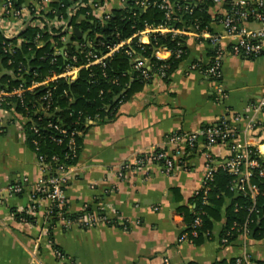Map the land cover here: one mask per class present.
<instances>
[{
  "label": "crops",
  "instance_id": "crops-1",
  "mask_svg": "<svg viewBox=\"0 0 264 264\" xmlns=\"http://www.w3.org/2000/svg\"><path fill=\"white\" fill-rule=\"evenodd\" d=\"M107 3L110 11L118 8V0ZM14 29L1 26L0 35L11 39L18 34ZM211 29L222 50L220 83L189 70L195 61L207 64L215 47L209 39L189 36L187 57L168 83L154 78L120 105L114 120L88 122L91 126L83 135L77 164L71 169L73 176L63 186L66 211L77 216L83 207L90 206L93 211L99 205L120 221L89 229H65L56 223L52 238L61 258L56 257L42 231L48 232V224H44L46 199L38 201L35 224H23L12 214L29 205L28 192L44 175L27 144L24 119L14 111L0 114V264H213L243 253L264 262V240L240 238L226 248L219 246L223 220L213 224L210 238L200 245L179 242L184 223L176 209L188 205L202 185L204 159L200 153L190 158L189 171L171 175L144 163L157 149L175 161V147L168 137L214 125L225 117L241 130L237 140L255 146L264 158V143L258 144L264 140V111H255L264 99V42L253 57L234 55L229 49L234 39L217 21ZM72 37V31L67 33L61 51L77 47L79 40ZM147 40L142 37L143 42ZM218 86L224 94H217ZM252 119L261 125L255 138L251 137L255 133L249 136L244 132ZM212 151L219 159L227 155L222 145ZM21 183L23 194H11L9 188Z\"/></svg>",
  "mask_w": 264,
  "mask_h": 264
},
{
  "label": "trees",
  "instance_id": "trees-1",
  "mask_svg": "<svg viewBox=\"0 0 264 264\" xmlns=\"http://www.w3.org/2000/svg\"><path fill=\"white\" fill-rule=\"evenodd\" d=\"M197 1L192 0L187 10H185L186 4H183L181 0L177 1L170 15L171 19L167 21L165 19L166 10L161 8L168 6L165 4V0H128L122 8L113 9L108 19L99 21L93 18L89 5L78 7L75 14L68 18L66 10L72 6L73 0H50L46 6L48 11H41L42 16L40 17L34 15L30 8V17L26 20V23L29 22V24L25 23L16 36L4 39L0 35V91L10 92L19 85L25 89L22 94V102L16 97L6 98V104L3 107L11 109L24 118L22 129L27 144L36 156L43 157L44 161L51 166L50 176L54 175V171L58 168L65 169L77 164L83 135L91 126L88 125V122L101 124L114 120L120 105L150 84L154 75L164 74L162 81L168 83L172 73L186 59L187 36L151 34L147 44L139 43L138 37L133 38L144 29L145 24H167L169 27L187 31L192 25L196 27L197 33L212 32L211 24L217 21L209 12L213 5L210 0ZM11 2L15 10H20L22 5H27L25 0H11ZM136 2H143L146 7L139 8V5L136 6ZM84 3L86 0H82L81 4ZM99 3L103 5L104 0H100ZM36 20L43 22L45 29L50 27L51 21L57 23L61 20L67 21L70 27H76L87 35L85 40H79V43L84 47L79 50L69 47L67 49L69 58L55 55L61 49L63 45L61 39L66 34L55 28H51V33L42 32L33 26ZM37 35H39L38 38H36ZM72 39L74 40L75 37ZM127 39H130V42L114 51L104 61V66L96 64L84 67L87 60L82 51L101 56ZM2 42L5 45L10 44L12 47L10 52L2 51ZM161 46L167 47L172 52V55L166 60H159L155 57V51ZM176 50L182 51L181 57L175 58ZM215 51L214 49L212 58L206 66H202V70L213 65V58L217 55ZM52 59H54L53 62ZM139 62L142 65L147 64V66L138 70L133 69V66ZM66 67H81L74 80L56 78L45 85L28 90L33 83H42L53 75H59L64 72ZM19 68L24 69L20 78L18 77ZM143 71H146L148 78L142 75ZM216 81L220 83L221 78ZM47 93L50 94V99L42 100L41 98ZM48 124L58 125L61 129L66 130V135H60L52 127H48ZM206 127H218L222 130L231 127L237 134L239 132V128L232 126L226 117L214 125ZM260 127V124H256L254 131L257 132ZM72 132L76 133L74 136L75 156H72L67 147V139ZM257 134L252 137H257L259 135ZM58 139H62V143L58 144L56 141ZM33 141L37 143L36 146L32 144ZM258 142V144H263L264 140L260 139ZM249 149L250 159H254L264 166V159L256 148L250 147ZM154 153H164V151L157 149ZM236 155L239 154L232 156ZM249 180L259 190V194L254 199L250 197L247 189L244 193L236 190L234 175L218 169L212 179L206 182L205 189L194 195L188 205L177 207V214L183 217L184 230L182 233H188V241L191 244L198 246L206 238H210L209 233L213 224L222 220L224 222L219 242L222 238L232 243L237 241L245 222L249 223L248 230L251 239L264 240V179L260 178L257 175V170L254 169ZM173 192L177 193V190L173 189ZM33 193L35 199L39 200L45 199L48 194L41 190H34ZM22 194L23 192L15 195L21 196ZM86 211L92 212L91 207H87ZM12 214L16 220L22 218L31 224L36 223V218L25 212L13 211ZM59 214L68 220L82 215V213L77 216L69 215L66 211V204L61 208L52 207L50 218L47 219L48 238L52 242L54 250L57 251L59 249L54 245L52 228L55 226ZM103 214L98 213L99 216ZM197 216L201 223L194 228L196 235L192 236L190 234L191 224ZM256 262L264 264L261 261ZM213 264H236V258Z\"/></svg>",
  "mask_w": 264,
  "mask_h": 264
},
{
  "label": "built area",
  "instance_id": "built-area-1",
  "mask_svg": "<svg viewBox=\"0 0 264 264\" xmlns=\"http://www.w3.org/2000/svg\"><path fill=\"white\" fill-rule=\"evenodd\" d=\"M50 0H35L31 3H26L27 5H22V8L20 10H15L13 8L11 0H0V28L1 26L9 27V28H16V32L18 33L26 23V20L30 17V8L33 10L34 15L37 17L42 16L40 14L41 11H48L47 9V3ZM128 0H118V8H122L124 4ZM164 1V0H163ZM180 0H165V4H168V6H162L161 8L166 10L165 12V19L169 21L170 15L174 10V6ZM183 4H186L185 10H187L188 5L192 2V0H181ZM201 0H198L197 2H200ZM213 8L210 9V14L215 18L218 22V24L222 27L223 31L226 33V35H229L234 39L233 43L230 45V52L234 55H243L246 57H253L257 54H259L261 50V43L264 42V0H210ZM82 0H73V4L71 7H69L66 10V14L68 18L72 17L75 12L77 11L78 7H85L86 5L91 6L92 9V16L94 19L99 21H104L109 18L110 9H109V3H107V0H104V4L101 5L99 2L100 0H86V3L81 4ZM29 4V5H28ZM139 5V8H145L146 4L143 2H136V6ZM52 13H54L52 11ZM88 15V13H87ZM26 24H29L27 22ZM213 24V23H212ZM211 24V25H212ZM33 26L38 28L40 31L44 32L47 31L48 33H51V28L60 29L62 32H64L66 35L67 33L71 32L73 27H70L67 21L61 20L60 22H50V27H47V29L44 28V24L41 21H35L33 23ZM190 30L187 31L185 29H175L172 27H169L167 24H158V25H152V24H145L144 29L139 32L138 34L134 35V37H138V42L142 44L149 43V36L151 34H171L172 36L176 35H184V36H196L198 38H205L209 39L210 43H212L216 50V56L213 58L214 62L212 66H208L206 69L202 70V66H206V64H202L200 61H195L190 64L189 70L190 71H199L202 74L209 75L213 79L218 80L221 78V72H220V61L222 58V50L218 46V40L217 36L213 34V31L211 33L208 32H196V27H193L192 25L189 26ZM4 39H9L10 37L4 35ZM87 36V35H86ZM147 36L148 40L147 42L142 41V37ZM39 35H37L36 38H38ZM65 37L61 39L63 42ZM86 39V38H85ZM130 42V39H127L124 42H121L111 49H109V52L97 56L95 54H92L91 52L82 51V53L85 54V58L87 60V64L84 66L85 68L89 67L90 65H105V60L111 56V54L114 51H117L120 47ZM19 44V43H18ZM17 44V45H18ZM91 45V43L89 42ZM1 49L4 53L11 51L10 44L5 45L4 42L1 44ZM40 45V43H39ZM38 45V46H39ZM84 45L77 43V47H75V50H79L80 48H83ZM62 52V53H61ZM180 50H176L174 52L175 58L181 57ZM60 55L64 58H69L66 51H59L55 53V55ZM172 55V52L165 46L159 47L155 51V57L159 60H166ZM74 59V57H72ZM54 59H52V62ZM147 64L142 65V63H136L133 66V69L138 70L140 68H145ZM164 68V67H162ZM81 69V67H66L64 72H62L59 75H53L51 78L45 80L42 83H33L31 87L28 90H31L33 88H36L41 85H45L48 82L53 81L56 78H69L71 81L74 80L78 74V71ZM24 71L23 68L18 69V77L20 78V74ZM142 75L145 78H148V75L146 71L142 72ZM164 77V74L158 76L154 75V78H158L162 81V78ZM217 82V81H216ZM218 83V82H217ZM25 91V89L22 87V85H19L16 89H13L10 92H4L0 91V114L1 115H8L13 112L11 109H6L3 107V105L6 104V98L16 97L20 102H22V94ZM217 94L221 95L224 94L221 87L218 86L217 88ZM42 100L46 101L50 99V94L47 93L44 95ZM46 110V109H45ZM264 111V99L255 107V111ZM39 111H42V109H39ZM44 111V110H43ZM24 119V118H23ZM221 121V120H220ZM257 123L254 122V120H250L244 129V132L247 133L249 136L252 134H256L254 131V126ZM48 127H52L54 130H56L60 135L65 136L66 130L61 129L58 125H51L48 124ZM75 132H72L68 139H67V147L72 156H75V141L74 136ZM254 134V135H255ZM241 135V130L239 129V132H237L233 128H226L225 130H222L218 127H206L202 128L193 132H178L170 137H168V143L174 145L175 147V161L171 160L166 156L165 153H153L148 158L144 160V163L149 162L158 169L164 173L165 175H171L175 173L176 171H189V160L192 157L194 153H200V155L204 159V167H203V182L199 190H197L194 195H197L202 189H205L206 182L211 180L213 177V174L218 170L222 169L227 171L229 174L234 175L236 177L235 182V188L237 191L244 193L245 189L248 190L250 197L254 199L258 194L259 190L255 184L250 183V177L252 175V170H257V175L264 179V166H261L258 161L254 159H250V147H254L252 145H246L245 143L239 142L237 140L239 136ZM252 137V136H251ZM58 144L62 143V139L56 140ZM34 146L37 145L35 141L32 142ZM202 144L201 149L199 148V145ZM222 145L226 147V156L223 159L217 158V155L213 153V148L215 146ZM257 150V149H256ZM259 153V152H258ZM233 154H239L236 156H232ZM261 156V154L259 153ZM262 157V156H261ZM263 158V157H262ZM39 167L43 173V177L38 180V182L35 184L34 189L30 190L28 192V198H29V205L20 211H16L17 213L25 212L27 215L35 217L37 215V210L39 207L38 201L39 199H35L34 197V190L41 192H48L47 197L45 198L48 201V206L45 209L44 213V224L47 223V219L50 218L51 209L53 206H56L58 208H61L65 204V194L63 191V186L72 178V172L71 169L74 167H68V168H58L54 171V175H49V172L51 170V166L44 161V158L41 156H37ZM54 159V158H53ZM264 159V158H263ZM161 164H160V163ZM136 163L138 165L142 164V160H137ZM145 163V164H146ZM121 175V173H120ZM25 184V181L23 182ZM22 185H12L9 188V191L11 194H18L22 193L24 191V184ZM203 200L205 203V197H206V191L204 192ZM252 211V209H250ZM104 213L103 215H98V213ZM23 224H31L27 222L25 219H19L17 220ZM120 219L113 215L111 212L106 211L105 208L101 206H97L95 210L92 212L86 211V208H82V215L79 217L68 220L65 219L61 214L58 215V220L56 223H60L62 227L65 229H69L72 226H77L81 229H89L95 227L99 223H104L105 225H109L113 222H119ZM251 222V221H250ZM55 223V224H56ZM201 221L199 216H197L194 220V222L191 224L192 231L191 235L195 236L196 232L194 231V228L198 225H200ZM248 222H245V224L242 226L241 230L242 232L238 236L239 239H243L244 241L248 238H250L249 234L250 231L248 230ZM32 225V224H31ZM45 235H48L47 230H42ZM188 233H182L179 238V242H188ZM238 239V240H239ZM49 244L52 246V242L49 241ZM232 242H229L227 239L222 238L219 242L220 247L226 248L230 246ZM54 253L57 258H61L62 254L60 251L54 250ZM258 264L255 260H253L247 253H243L241 256L236 258V264Z\"/></svg>",
  "mask_w": 264,
  "mask_h": 264
},
{
  "label": "water",
  "instance_id": "water-1",
  "mask_svg": "<svg viewBox=\"0 0 264 264\" xmlns=\"http://www.w3.org/2000/svg\"><path fill=\"white\" fill-rule=\"evenodd\" d=\"M72 33H73V35L75 36V38L77 40H80V39L85 40V38H86V35L81 34V32L79 31V29H77V28H73L72 29ZM76 45H77V43H76Z\"/></svg>",
  "mask_w": 264,
  "mask_h": 264
},
{
  "label": "bare ground",
  "instance_id": "bare-ground-1",
  "mask_svg": "<svg viewBox=\"0 0 264 264\" xmlns=\"http://www.w3.org/2000/svg\"><path fill=\"white\" fill-rule=\"evenodd\" d=\"M263 151V150H262Z\"/></svg>",
  "mask_w": 264,
  "mask_h": 264
}]
</instances>
